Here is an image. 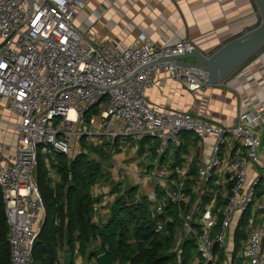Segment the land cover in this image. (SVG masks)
Returning a JSON list of instances; mask_svg holds the SVG:
<instances>
[{"label": "built area", "instance_id": "1", "mask_svg": "<svg viewBox=\"0 0 264 264\" xmlns=\"http://www.w3.org/2000/svg\"><path fill=\"white\" fill-rule=\"evenodd\" d=\"M85 4L0 0V105L15 115L2 118L0 126V192L10 264H33L32 245L44 217L35 174L38 154L48 163L54 152L71 159L82 137L107 154L102 161L107 177L90 187L92 221L105 220L115 198H127L133 185L134 201H150L154 228L171 235V249L179 255L183 240L192 239L197 251L192 264H264V185L256 193L264 179V157L258 153L262 114L240 108L234 122L222 123L151 103L147 92L160 70L190 90L207 85L205 71L157 60L197 47L194 41L156 43L140 33L119 49L78 28L76 15ZM91 22L85 18L86 29ZM188 132L207 151L197 160L192 151L175 154ZM7 134L13 143L3 138ZM144 138L150 150L155 141L151 158L138 152ZM126 146L134 153L118 161V150ZM48 167L54 186L58 177ZM130 172L137 182L128 183ZM170 205L175 216L166 212ZM242 221L247 235L235 248L234 232ZM66 249L65 243L58 247L53 264H83L78 244L69 263ZM98 253L86 264H99Z\"/></svg>", "mask_w": 264, "mask_h": 264}, {"label": "crops", "instance_id": "2", "mask_svg": "<svg viewBox=\"0 0 264 264\" xmlns=\"http://www.w3.org/2000/svg\"><path fill=\"white\" fill-rule=\"evenodd\" d=\"M85 18L92 20L87 29ZM257 21L254 0H86L84 8L76 15L80 30L113 42L119 49L143 33L156 43L189 37L206 53L254 26ZM182 60L193 61L194 58L189 56ZM147 94L151 103L162 108L188 110L222 123L234 122L240 108L250 107L262 114L260 124L264 125V47L219 84L207 83L202 88L190 90L160 70L154 76ZM4 117L15 118V115L0 105V126L4 124L1 120ZM3 138L12 143L15 140L12 134ZM147 141L146 138L139 140L138 152L147 151L151 158L155 141L150 145L151 150L145 147ZM132 150L131 146H126L118 150L116 158L124 162L127 156L130 158L134 153ZM176 150V155L181 151H192L196 160L207 152L189 132L181 135V143ZM46 164L51 165L50 162ZM55 171L58 177L54 181L56 184L60 175ZM48 176L52 185L49 171ZM127 180L138 181L131 172ZM66 251L71 250L67 248ZM75 258L73 254L72 259ZM79 258L86 264L82 256Z\"/></svg>", "mask_w": 264, "mask_h": 264}, {"label": "trees", "instance_id": "3", "mask_svg": "<svg viewBox=\"0 0 264 264\" xmlns=\"http://www.w3.org/2000/svg\"><path fill=\"white\" fill-rule=\"evenodd\" d=\"M80 140L81 149L71 159L60 152L48 157L60 175L54 186L49 181L46 158L38 154L35 174L44 205V220L32 245L33 264H53L62 243L70 250L75 244L82 252L89 248L88 257L104 251L111 264L115 260L118 264H192L193 255L197 253L192 239L183 240L179 255L171 249V235L154 228L156 222L149 213L150 201L145 197L134 201L133 185L126 189L127 198L121 195L115 198L105 220H91L94 197L90 187L107 177L102 167L107 154L84 137ZM91 152L97 153L98 158L91 156ZM166 212L175 216L171 205ZM244 224L240 222L234 232L235 248L247 235ZM0 264H10L1 192Z\"/></svg>", "mask_w": 264, "mask_h": 264}, {"label": "water", "instance_id": "4", "mask_svg": "<svg viewBox=\"0 0 264 264\" xmlns=\"http://www.w3.org/2000/svg\"><path fill=\"white\" fill-rule=\"evenodd\" d=\"M258 21L257 23L229 39L225 40L210 52H204L198 47L184 49L174 55H164L157 60H172L178 64L194 67L205 71L208 84H219L245 61L264 47V0H254ZM193 57V61H183V57ZM259 148L264 153V125L260 131ZM44 217L42 219V222ZM41 222V224H42ZM71 252H65V261L70 262ZM99 264H111L106 252L97 254Z\"/></svg>", "mask_w": 264, "mask_h": 264}, {"label": "rangeland", "instance_id": "5", "mask_svg": "<svg viewBox=\"0 0 264 264\" xmlns=\"http://www.w3.org/2000/svg\"><path fill=\"white\" fill-rule=\"evenodd\" d=\"M92 109H93V108L91 107L90 110H88V111L86 112V117H88L89 112H90ZM87 141L93 143V141H91V140H87ZM93 144H94V143H93ZM258 153H259L262 157H264V153H263L262 151L258 150ZM102 161L105 162L106 159H104V160H102ZM130 182H131V181H128V183H130ZM262 185H264V179H263V178L260 180V183H259V185H258L257 188H256V193H258V191L261 189V186H262ZM88 254H89V248H88L85 252H82V251H81V256H82V259H83V261H84L85 263H87L88 260H89Z\"/></svg>", "mask_w": 264, "mask_h": 264}]
</instances>
